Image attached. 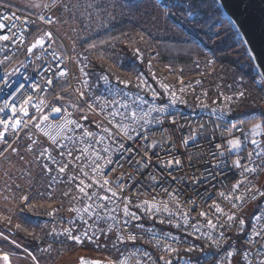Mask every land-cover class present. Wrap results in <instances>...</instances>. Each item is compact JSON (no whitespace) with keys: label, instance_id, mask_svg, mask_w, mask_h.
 I'll use <instances>...</instances> for the list:
<instances>
[{"label":"built area","instance_id":"2783aa9c","mask_svg":"<svg viewBox=\"0 0 264 264\" xmlns=\"http://www.w3.org/2000/svg\"><path fill=\"white\" fill-rule=\"evenodd\" d=\"M4 16L8 19L4 20ZM0 23L5 25L0 36L9 37L0 40V107L8 100L10 105L14 103L17 108L23 105L28 110L27 116L17 111L12 117L21 124L15 131L9 128L4 141H0V157L14 151L25 134L35 139L39 145L36 163L44 179L41 195L58 196L59 200L53 203L54 210L61 208L63 212L62 216L49 218L54 236L78 247L88 245L100 251H120L116 264H166L169 260L171 264H261L264 261V196L256 192V189L264 191V117L254 125L237 122L232 106L245 97L243 87L231 84L228 91L217 90L213 95L219 96L218 102L203 74L183 77L165 65L135 56H131L127 64L122 61L120 66L112 67L107 74L95 68V59H91L87 61L84 79L77 71L69 48L54 28L53 15L33 14L0 2ZM47 32L52 33L51 38L45 35ZM41 38L45 40L44 45L37 44L29 53L28 49ZM58 41L62 48L57 45ZM212 74L209 71L207 77ZM105 76L107 81L103 79ZM48 80L52 83L48 84ZM91 80L87 86L86 81ZM121 81L129 83L125 85ZM162 85H167V89ZM255 86L264 92V82L257 71ZM117 91L120 95L115 94ZM240 92L244 95L240 96ZM67 94L80 113L66 102ZM29 96L31 101L24 104ZM122 104H127V108H122ZM36 105H40V112ZM56 107L62 109L60 113L51 111ZM153 108L163 111H152L146 118L152 122L146 123L141 117ZM117 111L120 115L113 118L110 113ZM132 111L137 113L136 120L131 119ZM41 114L49 116L42 128L65 124L67 120L81 127L68 124L57 137L58 143L53 144L35 127ZM11 116L10 107L0 113V118ZM125 116L129 119H123ZM117 122L129 126V135L115 127ZM255 125H261L257 134L252 132ZM103 128L110 129L113 137ZM85 130L95 138L85 136ZM101 136L105 139L97 143ZM233 138L240 140L239 149L231 150L227 146V141ZM253 139L257 141L255 145L251 143ZM119 144L123 145V151L118 150ZM89 145L88 152H83ZM105 147L110 151L104 152ZM97 151L105 159L98 161L101 170L93 173L92 161ZM61 152L64 154L60 155ZM108 159L112 163H107ZM65 164L68 165L66 171L60 173L59 167ZM250 168H256V172L246 171ZM84 172L88 175L84 176ZM105 179L109 183L101 187ZM81 180L93 185L86 188L91 199L79 192L77 185L84 186L80 185ZM242 180L240 189H234ZM109 188L117 193L116 197H111ZM248 188L252 191H246ZM104 195L111 197V201L99 199ZM241 195L243 205L233 207L234 200L227 197ZM25 196L28 201L21 200L20 214H27L36 206L34 192ZM235 203L239 205L240 201L235 200ZM89 204L93 206L90 211L98 216L83 211ZM125 204L138 219L124 216ZM152 204L161 206L160 211L151 208ZM162 205H167L169 211H164ZM216 205L224 213H235L236 220L228 221L224 214L216 213ZM71 209H81V213ZM201 212L207 213V217L201 216ZM110 215L115 220L108 219ZM240 219L245 221L243 227L239 225ZM125 220L129 223L125 224ZM208 220L217 225L215 229L207 225ZM193 225L199 231H195ZM66 230L80 236L82 242L70 239ZM85 231L91 240L83 235ZM257 232L259 236L255 235ZM129 234L136 237L135 242L128 239ZM119 236L124 237L123 242ZM213 240H218L219 244H213Z\"/></svg>","mask_w":264,"mask_h":264},{"label":"rangeland","instance_id":"374dc122","mask_svg":"<svg viewBox=\"0 0 264 264\" xmlns=\"http://www.w3.org/2000/svg\"><path fill=\"white\" fill-rule=\"evenodd\" d=\"M8 1L10 4L13 3V5L25 10L49 13L56 18L54 28L69 48L74 57L77 71L82 74L84 79V71L88 67L87 61L91 62V59H95L96 64L103 66L104 68L99 70L106 74L112 67L120 66L122 61L127 64L131 56H135L136 59L140 57L142 60L155 61L154 63L157 65H164L160 60L157 47L153 44L154 42L142 32H134L115 42L97 39L103 32L109 31L116 18L122 15L121 8L115 3L107 6L103 0ZM161 5L157 0H145L143 2V7L146 8L147 6L152 17L150 18L153 25L152 29H159L161 25L164 27L163 24L169 19L168 9L162 8ZM189 13L187 11L186 15L188 16ZM190 16L192 15L189 14ZM162 26L161 28H163ZM219 28L226 30L229 29V26L222 25ZM238 40L240 39L236 35L235 42ZM57 45L62 48L59 41ZM117 49L119 52L116 51ZM236 51L240 52L241 56L248 57L249 61L246 64L253 67L254 76L256 69L243 43L237 46ZM207 54L209 55L200 59L201 61L196 64L197 70L194 72L188 73L182 67H166L183 77L203 74L204 79H208V72L212 71L215 74L220 64L210 52ZM150 56H154L155 59L150 58ZM242 66H245L244 62ZM82 69L83 71H81ZM240 77L245 83L248 81L243 75L237 78ZM92 81H86L87 86ZM253 83L255 86V76ZM256 88L257 86L254 89L260 98L259 105L253 106L249 111L243 110V108L242 110L249 112V117L257 118L258 123L264 117V92ZM220 89L229 90L228 88ZM248 90L245 91V94ZM210 92L214 99L219 102V96L213 95L211 88ZM251 92L254 91L251 90ZM247 96L248 93L245 99ZM66 102L77 113H80L79 107L72 102L69 96L66 97ZM246 115L248 114H242V116ZM25 135L26 139L22 145L21 138L19 146L14 151L0 157V233H3L0 236V251L9 255V264H78L81 257H90L116 264L120 251H100L88 245L78 247L52 234V223L49 218L63 214L61 208L54 210L53 203L55 200H59V197L46 194L41 196V185L44 183V179L41 180L40 177L38 181L36 178L38 174L41 175L42 170L40 165L36 163L38 157L36 151L39 145L30 134ZM38 166L40 167L39 170ZM29 192H37L36 206L31 212L20 214L18 209L21 198ZM106 239L110 241V238ZM31 241L36 242L37 246L31 247L29 244ZM101 250H106V248ZM0 264H5V262L0 259Z\"/></svg>","mask_w":264,"mask_h":264},{"label":"trees","instance_id":"16d2710c","mask_svg":"<svg viewBox=\"0 0 264 264\" xmlns=\"http://www.w3.org/2000/svg\"><path fill=\"white\" fill-rule=\"evenodd\" d=\"M103 1L107 6L115 3L121 8L122 15L116 18L109 31L103 32L97 39L115 42L134 32H142L154 42L160 60L165 66L182 67L188 73L196 71V64L201 61L200 59L209 55L207 52H210L220 65L217 72L207 79L208 86L213 90V93L220 88H228L233 83L237 87H243L245 91L249 89L247 98L244 97L234 104L232 111L239 123L245 125L257 123L258 119L249 117V112H246L253 106L259 105L260 100L254 89L253 67L246 64L249 61L247 56H241L240 52H235L242 41L235 42V36L238 34L234 28L229 26L227 19L214 0H161V7L168 9L169 19L165 24L162 23L164 27L161 25L163 28L160 26L159 29H152L150 12H148L147 6L143 7L145 0ZM187 11L192 17H189V14L186 15ZM173 12L175 15L170 14ZM221 22H223V26H229V29L221 30L219 28ZM116 51L119 52L118 49ZM243 62L245 66H242ZM93 66L98 69L104 68L96 63H93ZM240 75L245 76L248 81L245 83L243 78H237ZM67 96L72 99L70 95L67 94ZM242 108L246 111H243ZM245 113L248 114L247 117L242 116ZM25 139L26 135L22 136L21 145ZM39 176L38 174L36 177L38 181L40 177L42 178ZM37 197V192H35L34 199ZM44 242L46 243V241ZM29 244L31 247L37 246L34 241Z\"/></svg>","mask_w":264,"mask_h":264},{"label":"snow or ice","instance_id":"6c2138e0","mask_svg":"<svg viewBox=\"0 0 264 264\" xmlns=\"http://www.w3.org/2000/svg\"><path fill=\"white\" fill-rule=\"evenodd\" d=\"M214 3H215V4H219L221 7H223V0H214ZM217 11H219V9H217ZM170 14H171V15H175L174 12H173V13H170ZM40 18H41V19H44L43 16H41ZM3 19H4V20H7V19H8V16H4ZM222 23H223V22H221V26H222ZM227 23L229 24L230 27H232V28L236 29L237 31H239V29H240V25H239V24H238L233 18H231V17L227 18ZM4 28H5V25H4L3 23H0V30H2V29H4ZM45 35H46L47 37L51 38L52 33H51V32H47V33H45ZM8 39H9V37H8L7 35L0 36V40H8ZM44 43H45V40H44L43 38L39 39V40L37 41L36 44H33L32 47L28 49L29 53L32 52L33 48H35V47L37 46V44H39V45L42 47V46L44 45ZM137 51H139V49H137ZM250 55L252 56L253 59H255V54H254V53H250ZM0 63H2V62H0ZM81 71H83V69H82ZM60 75H61V76L65 75V72L62 71V72L60 73ZM84 75L87 76V73H84ZM103 79L107 81L108 78H107V76H105V77H103ZM121 82L124 83L125 85H127V84L129 83L128 81H121ZM47 83H48V84H51L52 81H51V80H48ZM5 84H7V80L5 81ZM8 86L10 87V85H8ZM138 87H139V85H138ZM162 87H165V88L167 89V85H162ZM0 91H2V89H0ZM182 91H183V89H182ZM115 94H116V95H120V92L117 91ZM80 95H81V97L83 98L84 93L81 92ZM153 95L155 96L156 93H153ZM239 95H240V96H243L244 93H243V92H240ZM31 99H32L31 96H29V97L27 98V100H25L23 103H24V104H28V103L31 101ZM97 99H99V98H97ZM142 102H144V101H142ZM172 102H173V103L176 102V98H175L174 95H173V97H172ZM9 107H10V109H11V114H12V116H11V117H7V118H0V125L3 126V130L0 131V141H4V138H5L6 134H7L8 131H9V128H12L14 131L17 130V129H19L20 124H21V121H20L19 119H15V120L12 119V117H15L17 111L23 113L25 116L28 115V110H27L26 107H24L23 105H21L19 108H17V106H16L14 103L10 105V103H9L8 100H5V102H4V106H3V107H0V113H3V112L5 111V109H6V108H9ZM121 107H122V108H127V104H122ZM36 108H37V112H40V105H36ZM61 110H62V109H61L60 107H56V108L51 109V111L54 112V113H60ZM152 111H163V109L153 108V109H150L149 112L144 113V114H143V117H141V118H142V119H145V122H146V123H149V124H150V123L152 122L151 120H147V119H146L148 116H150V114H151ZM110 115H112L113 118H115L116 116L120 115V113L117 111V112L110 113ZM85 119H87V117H85ZM123 119L127 120V119H129V117L125 116ZM131 119H133V120H136V119H137V113H136V111H132V112H131ZM48 120H49V116H48L47 114H41V115L38 117V122L35 124V127H36L37 129H40L42 132H44V134H45V135H46V136L52 141L53 144H57V143H58L57 137L60 136V134L64 131V129L66 128V126H67L68 124H75V126H76L77 128L81 127V125H79L77 122L72 121V120H67V121L65 122V124L45 125V126L42 128L41 125L44 124V123H45L46 121H48ZM115 127H116L118 130L124 132V134H125L126 136L129 135V132H128V128H129V126H128L127 124H124V123H122V122H117V123L115 124ZM260 127H261V125H255V126L252 128V132H253V134H257V129L260 128ZM103 131H104L105 133H107L109 137H113V135H114V134L111 132V130L108 129V128H103ZM132 131H136V129H132ZM84 135H85V136H88V137H93V138H95V137H94V134L91 133V132H88L87 130H85ZM104 139H105V137H104V136H101V137L99 138V141H96V142L99 143L100 141H103ZM113 142H116L115 139L113 140ZM73 143H75L74 140H73ZM251 143L255 145V144L257 143V141H256L255 139H253V140L251 141ZM227 146H228L231 150H236V149H239V148L241 147V142H240V140H239L238 138H233V139L227 141ZM60 147L63 148L64 145H60ZM89 147H91V145H89L88 147H85L82 151H83V152H88ZM217 147H220V146L217 145ZM118 150H119V151H123V150H124L122 144H119V145H118ZM45 151H47V149H46ZM103 151L107 153V152L110 151V149H109L108 147H105ZM43 154H44V153H41V155H43ZM63 154H64L63 152L60 153V155H63ZM68 155H69V156L72 155L71 150H68ZM250 155H251V154H250ZM257 155L259 156L260 153H257ZM49 159H51V156H50V155H49ZM76 159L79 160L80 157L77 156ZM104 159H105V157L102 156V155H100V153H99L98 151L95 153V159L92 161V165H93V166H92V171H93V173L99 172V171L101 170V167H102V166H101L100 163H98V161H101V160H104ZM53 163H57V162H56L55 160H53ZM107 163H109V164L112 163V160H111V159H108V160H107ZM177 163H178V162H177ZM235 163H236V166H237V167L240 166V161H239V160H237ZM44 167H45L49 172L52 171V169L48 168L47 165H45ZM67 167H68V165H66V164L63 165V166H61V167H59V172H60V173H64V172L66 171ZM113 170H114V169H113ZM246 171H248L249 173H255V172H256V168L246 169ZM83 175H84V176H87L88 173H87V172H84ZM243 182H244V181L242 180L241 182H239V183H237L236 185H234V186H233L234 189H240L241 184H242ZM93 183H99V181L93 180ZM108 183H109V182L107 181V179H105L104 182H103V185H100V186L103 187L104 185H107ZM80 185H84V186H83V187H80L79 185H77V187L79 188V192H80V193H83L87 198L91 199V194H89V193L86 191V188H91L93 185H92V184H85V182H84L83 180L80 181ZM253 187H254V186H253ZM108 191L111 193V197H116V196H117V193H116L115 191H113L111 188H109ZM246 191L251 192V191H252V188H248V189H246ZM256 192H257L259 195L264 196V191H260L259 189H256ZM65 194L67 195V193H65ZM221 195L223 196L224 194L221 193ZM111 197H109L108 195H104V196L99 197V199L102 200V201H111ZM227 198H230V199H233V200H234L233 207H239V206H242L243 203H244V196H243V195H241L240 197H236V198H232V197H227ZM252 198L255 199V195H253ZM21 199L24 200V201H28V197H27V196H24V197H22ZM235 200H239V201H240V204H239V205L236 204V203H235ZM128 202H130V201H128ZM29 203H30V202H29ZM144 204L147 205L148 202L145 201ZM92 207H93V206H92L91 204H89L88 206H86V207L83 209V211H84V212H87L90 216H94V215H95V216H98V215H99L98 213H94V212L90 211V209H91ZM99 207L103 208V207H105V206H104V205H99ZM150 207H151V208H154L156 211H160V207H161V206H158V205H156V204H152ZM162 207H163V210H164V211H166V212L169 211L167 205H162ZM71 210H72V211H75L77 214H80V213H81V209H71ZM146 210H147V209H146ZM214 210H215L216 213L224 214V215L226 216V218H227L228 221H233V222H234V221L236 220L235 213H232V214L224 213V210H223L222 208H220L218 205L214 206ZM113 211H114V209H113ZM123 213H124V216H125V217H133V218H135V219H138V218H139V217H136L135 213L130 212L129 208L127 207V204H125V207L123 208ZM169 215H173V214H172V213H169ZM200 215L203 216V217H207V213H204V212H201ZM81 219L83 220V216H81ZM108 219L115 220V217L110 215V216L108 217ZM256 219H261V218H260V217H257ZM84 222L87 223L86 221H84ZM161 222H163V221H161ZM169 222L171 223V221H169ZM184 222H185V224H187V222H188V221H187V216H186V214H185V221H184ZM124 223H125V224H128L129 221H128V220H125ZM244 224H245V221H244L243 219H240V221H239V225H240L241 227H243ZM207 225H208L210 228H213V229H215L216 226H217V225H216L215 223H213V221H211V220H208V221H207ZM176 226L179 227L180 225L177 224ZM229 227H231V225H229ZM193 228H194L195 231H199V228H198L196 225H193ZM66 232H67V235H68V237H69L70 239H73V240H75V241L78 242V243H79V242H82L80 236H73V235L71 234V230H66ZM2 235H3V233H0V236H2ZM83 235L86 236L88 239L91 240V237L88 236L87 231H85ZM255 235H256V236H259L260 233L257 232V233H255ZM118 239H119L121 242H123L124 237H123V236H119ZM128 239H130V240H132L133 242H135L136 237L133 236V235H131V234H129ZM220 239H223V233H220ZM250 239H252V237H250ZM212 242H213V244H216V245L219 244V241H218V240H213ZM13 243H15V242L13 241ZM165 250H170V251H173V252L176 251V249H174V248H166ZM231 255H232V253L229 252V256H231ZM244 258H245V260H247V258H248V257H247V253L244 254ZM2 259H3V261L5 262V264H9V256H8L7 254H4V255L2 256ZM33 259H35V257H33ZM161 259H163V258H161ZM81 264H99V262H88V261H84L83 258H82V260H81ZM166 264H171V261H170V260L167 261ZM261 264H264V261H261Z\"/></svg>","mask_w":264,"mask_h":264},{"label":"water","instance_id":"95a60500","mask_svg":"<svg viewBox=\"0 0 264 264\" xmlns=\"http://www.w3.org/2000/svg\"><path fill=\"white\" fill-rule=\"evenodd\" d=\"M224 17L233 18L240 29H234L242 41L254 68L264 82V0H223V7L218 4ZM250 53L255 54V59ZM88 262L99 264H112L105 260L81 257Z\"/></svg>","mask_w":264,"mask_h":264},{"label":"crops","instance_id":"0c3cea01","mask_svg":"<svg viewBox=\"0 0 264 264\" xmlns=\"http://www.w3.org/2000/svg\"><path fill=\"white\" fill-rule=\"evenodd\" d=\"M0 2L1 3H4V4H7V5H10V6H13V7H15V8H18V9H21V10H23V11H26V12H29V13H40V12H31V11H28V10H25V9H23V8H21V7H18V6H15V5H13V3H11L10 4V1H8V0H0ZM55 20H56V18H55Z\"/></svg>","mask_w":264,"mask_h":264},{"label":"bare ground","instance_id":"6f19581e","mask_svg":"<svg viewBox=\"0 0 264 264\" xmlns=\"http://www.w3.org/2000/svg\"><path fill=\"white\" fill-rule=\"evenodd\" d=\"M40 176H42V174H41ZM40 176H39V177H40ZM42 178H43V177H42ZM42 178H41V179H42ZM41 196H44V195H41ZM43 198H44V197H43ZM47 199H48V198H47ZM36 211H37V210H36ZM36 211H35V212H36ZM4 254H6V253L0 251V259H2V256H3ZM7 255H8V254H7ZM8 256H9V255H8ZM2 260H3V259H2Z\"/></svg>","mask_w":264,"mask_h":264}]
</instances>
